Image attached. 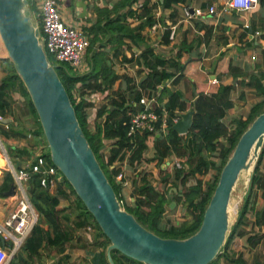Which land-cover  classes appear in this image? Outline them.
<instances>
[{
	"label": "trees",
	"instance_id": "1",
	"mask_svg": "<svg viewBox=\"0 0 264 264\" xmlns=\"http://www.w3.org/2000/svg\"><path fill=\"white\" fill-rule=\"evenodd\" d=\"M136 1L117 0L111 10L104 9L107 14L104 22L97 19L87 30L90 34V43L93 46L99 43L101 47H105V45L112 47L113 56L121 54L124 63L137 65V72L142 73L145 70L144 75L136 80L128 74V69L125 67V72H115L113 64L107 62L110 58L104 55L105 51H95L94 49L89 71L82 74L72 73L73 70L68 65L66 66L67 70L64 67H58L56 70L70 97L78 122L123 208L133 214L145 228L159 236L185 238L199 228L221 169L240 135L264 109V57L260 69L256 73L244 75L241 69H236L235 66L229 64L228 73L233 77L243 76L241 80L235 84L220 85L213 93H199L191 102H187L178 91L170 90L166 86L160 89V86L168 80L172 84H177L180 81L182 73H176L182 71L185 66L178 61L181 57V50L185 49L184 47L187 45L186 50L191 51L195 43H186L187 32L186 34L184 32L181 44L174 56L177 59L175 60V58H166L160 55L154 47L147 44V36L144 32L156 22H160L163 26L160 43L170 44V25L166 21L175 17L174 5L184 4L186 0H163L162 3L160 0H143L141 6L137 10H133L131 5ZM29 3L36 13L35 15L40 19L39 10L34 5V0H29ZM160 6L164 7L163 13L166 15L163 16L161 13L159 17H156ZM119 8H123L124 12H119ZM115 11L117 14L114 17L108 15ZM128 17H134L137 23L130 25ZM199 29H204V33L199 37L197 45L202 41L207 45L213 35V26L202 24ZM244 30L248 31V29ZM124 38L129 41H125ZM122 45L130 51V56L124 55ZM133 47L138 52H135ZM4 61L7 66H5L4 77L0 79V115L10 121L6 124L0 121V136L22 140L27 139V134L32 131L18 115L15 107L18 106V101L13 97L15 92H19L23 96L25 109L36 124L33 139L28 141V145L21 148L8 147L9 157L14 164H18V162L31 157L38 141L44 144L46 141L25 87L9 60L4 59ZM240 83L253 90L257 98L245 117L235 116L227 122L225 120L227 112L234 106L232 94ZM72 90L79 93L81 96L79 100L73 97ZM93 93L105 94V96L103 102L96 108V122L91 128L88 121L89 110L95 104L84 98V95ZM152 95H157V100H160V105L154 108L159 117L163 116L161 106L166 111L167 131L163 133L159 129L160 118L155 131L143 130L128 135L130 116L141 108L140 99L143 96L149 98ZM239 96L244 97V93L241 92ZM163 98L166 100L161 103ZM189 110H193L192 126L186 134H179L172 129L173 118L180 117V114ZM106 141L109 143L107 144ZM149 149L152 150V155H147ZM169 160L173 163L179 160L181 166L174 167L173 172L168 175L165 173V169L160 168V164ZM49 161L52 162L50 157ZM153 161H156L159 173L163 174L162 182L167 186L164 191L155 188L150 181L152 174L147 168ZM123 163H126L128 168L136 174L135 179L131 180L130 200H127L122 194L124 174L121 179L117 180V176L124 171ZM211 169H215L214 175L209 181H203V176L207 175ZM192 179H194V183L187 185ZM169 181L171 184L167 185ZM12 183L11 173L5 171L0 183V197H5V192L8 191ZM171 187L177 188V191H172ZM181 187L186 190L183 194L180 191ZM29 192L30 200L38 211L39 217L43 216L53 232L52 234L46 232L40 226L38 219L30 236L20 247L22 250L31 255L36 253L46 242L45 244L55 246L58 251L63 252L65 243L73 237L74 228L68 225L70 221L68 216H61L56 206L59 203V196L68 197L73 194L82 209L78 221H73L75 227L92 225L90 254L95 260L100 259V264H109L106 257L109 239L103 234L93 216L87 211L64 176L58 182L56 194L53 195L40 185L39 175L33 174L29 182ZM168 194L171 195V198H168ZM259 196L264 202V144L255 163L248 191L242 200L236 222L227 236L222 251L208 264H219L221 259L223 260L222 264H264L257 259L249 263L244 258L243 252L232 249L234 238L244 239L249 249H255L264 243V232L251 233V229L245 228L249 222L248 214L253 215L252 224L254 226L260 228L264 226V205L258 206L257 198ZM172 200L175 201L176 206L179 202L183 203L187 218L182 221L164 219L166 208L169 207ZM260 228L258 229L261 230ZM98 248L101 249L96 252ZM111 257L115 264H127L128 262L144 264L128 258L117 250L111 251ZM14 264L17 263L14 261Z\"/></svg>",
	"mask_w": 264,
	"mask_h": 264
},
{
	"label": "water",
	"instance_id": "2",
	"mask_svg": "<svg viewBox=\"0 0 264 264\" xmlns=\"http://www.w3.org/2000/svg\"><path fill=\"white\" fill-rule=\"evenodd\" d=\"M160 11L164 16L163 6ZM39 34V23L29 0H0V40L6 58L33 104L50 160L109 239L106 247L108 263L115 264L112 250L144 264L210 263L222 251L232 228L230 197L237 183L236 176L255 145L253 173L264 144V109L240 135L222 167L197 231L185 238L162 237L145 228L123 208L78 122L57 66L48 59ZM192 115L193 110L180 114L172 129L186 134L193 123ZM250 178L249 175V181ZM248 180L245 187L249 186ZM14 192L12 184L5 194L13 196ZM174 204L171 202L170 207Z\"/></svg>",
	"mask_w": 264,
	"mask_h": 264
},
{
	"label": "crops",
	"instance_id": "3",
	"mask_svg": "<svg viewBox=\"0 0 264 264\" xmlns=\"http://www.w3.org/2000/svg\"><path fill=\"white\" fill-rule=\"evenodd\" d=\"M116 1L117 0H58L63 20L67 24L83 27L89 37L90 34L87 28H90L97 19H101L104 22L107 16L104 9L111 10ZM227 1L228 0H186L184 4L174 5L175 17L173 19H168L166 22L170 26H175L176 33L174 39H172L168 45L160 43L163 26L155 30L147 28L144 31L147 36L146 43L154 47L157 53L166 58H175V53L178 46L181 44L184 32L185 34L187 32L186 43H195L191 51L186 50L187 45H185V49L181 50V57L178 61L185 66L182 71L180 70L176 73H182L180 81L177 84H172L171 81L168 80L160 86V89L166 86L170 90L178 91L185 101L191 102L199 93H213L216 92L220 85L235 84L241 80L243 76L233 77L232 74L228 73L229 64L235 66L236 69H241L244 75L247 73H256L260 69L264 57V0H256L255 5L251 9L243 12H237L228 8ZM35 4L39 10L38 3L36 2ZM133 6H135V4L131 5V8L135 10ZM210 6H213L215 9L212 13L208 12ZM185 8H188L190 12L194 8H200L202 14L194 15L191 19L187 20L185 19ZM118 11L123 13L124 9L119 8ZM167 12L169 13V11ZM116 14L117 11L111 12L108 15L114 17ZM164 14L166 15V13ZM127 19L130 25H135L137 23L134 17H128ZM202 24L213 26V35L207 45L203 41L197 45L199 37L204 33V29H199V26ZM246 25L248 26V31L244 30ZM124 40L129 41L126 38H124ZM1 45L2 43H0V54H2L0 57V76L4 77L6 73L5 66H7L4 59L7 58L5 50ZM124 47L125 46L122 45L124 55L127 57L130 56V51ZM93 49L95 51L104 50V55L110 58L107 62L113 64V69L117 73L125 72L124 67L126 66L128 74L136 80L145 74V70L142 73L137 72V65H131L127 62L124 63L121 54L113 56L112 47H108L107 45L101 47L99 43H96L94 46L90 43V47L85 52L87 60L85 61L89 66L87 71L90 70V60L93 56ZM133 50L138 52L135 47H133ZM171 51L175 52L172 56ZM175 60L177 59L175 58ZM135 68L136 73L135 76H133L132 74L134 71H131V73H129V71ZM249 90L250 89L246 88L242 83L236 86L232 94L234 106L227 112V115L231 114V117L226 115V120L229 121L233 117L238 116L237 111L241 104L247 99L246 92ZM241 92L244 93V97L239 96ZM16 93L18 94L19 92H15L14 94ZM91 96V101L95 104L94 107L91 108L93 111L92 119L95 123L96 108L98 107L95 99L98 100L100 97L103 98L105 94L99 96V94L93 93ZM13 97L16 100L19 98L18 95H14ZM165 100L166 98H163L161 103H164ZM158 102L160 103V100ZM4 140L9 146H11L9 141L12 140V147H14L16 142L15 139L4 138ZM108 143L109 142H107V144ZM2 163L3 156L1 157L0 165ZM151 165L157 166L156 161H153ZM169 165L167 161H164L160 164V168L165 169ZM124 166L127 165L124 164ZM150 167L149 165L148 171L151 173L153 171ZM0 169L2 170L0 177H3L5 166H1ZM160 184L162 185L161 189L167 188L163 183H159V185ZM170 184L171 181L168 182L167 185ZM56 188L57 187L51 189L49 192L55 195ZM174 188L175 187H171V190L174 191ZM67 192H69L68 189ZM62 197L63 198H60L59 196V203L56 208L59 209L61 216H68L70 220L68 225L74 228L73 237L65 243L63 252L58 251L55 246L45 244L46 242H44L37 252L31 255L19 248L15 254L10 257L7 264H14V261L17 264H100V259L95 260L90 254L92 225L89 224L86 227L77 228L74 225L75 222H73L78 221L79 213L82 211L81 204L73 194L68 197ZM11 204L12 199L9 195L5 194V197H0V222L9 214ZM39 220L40 226L46 232L52 234L53 231L44 220L43 216H40ZM261 228L264 232V226ZM100 249L101 248H98L96 252L100 251ZM247 250L249 252V249ZM243 255L247 261L249 260L248 258L251 257V255L246 256L244 253Z\"/></svg>",
	"mask_w": 264,
	"mask_h": 264
},
{
	"label": "built area",
	"instance_id": "4",
	"mask_svg": "<svg viewBox=\"0 0 264 264\" xmlns=\"http://www.w3.org/2000/svg\"><path fill=\"white\" fill-rule=\"evenodd\" d=\"M39 5V38L47 55H50L57 63H67L74 73H84L88 70V64L85 61V52L90 45V37L83 27L67 24L61 15L60 4L58 0H36ZM143 0H137L134 9L141 6ZM256 0H228L227 6L237 12H243L251 9ZM214 7L210 6L208 12H214ZM200 8H194L191 12L185 8V19H191L194 15H201ZM161 15L158 8L156 17ZM160 22H156L150 27L152 30L161 27ZM244 29H248L246 25ZM175 26H170L169 38L175 37ZM73 97L80 99L77 91L72 90ZM92 95V94H91ZM91 95H84V98L91 100ZM139 104L141 108L130 116L128 135H133L143 130L155 131L156 124L161 118L160 130L167 131L166 111L161 106L163 116L159 117L154 111L160 103L157 95L151 97L143 96ZM180 117H174L173 123ZM6 118L0 115V121L3 124ZM6 126V125H4ZM7 127V126H6ZM35 127H31L28 137L34 136ZM1 137V136H0ZM38 141L35 145V151L29 159L14 164L8 157V152L3 149L6 160L7 171L11 172L13 177L14 195L12 199L9 214L0 222V264H7L13 254L22 246L28 236H30L33 227L37 224L39 213L30 200L29 182L33 174L39 175V182L47 190L57 187L58 182L62 180V174L58 168L49 161V151L46 144ZM4 148V147H3ZM176 167H180L179 160L174 161ZM122 174L117 176L120 179ZM1 240L4 243H1ZM127 264H135L128 262Z\"/></svg>",
	"mask_w": 264,
	"mask_h": 264
},
{
	"label": "rangeland",
	"instance_id": "5",
	"mask_svg": "<svg viewBox=\"0 0 264 264\" xmlns=\"http://www.w3.org/2000/svg\"><path fill=\"white\" fill-rule=\"evenodd\" d=\"M34 2L36 3V0H34ZM34 4V3H32ZM36 6V4H34ZM37 8V7H36ZM36 19L38 20V23H39V18L36 16ZM0 43H1V40H0ZM2 46V45H1ZM3 47V46H2ZM4 49V48H3ZM5 50V49H4ZM6 53V52H5ZM174 51H171V56L174 55ZM2 54H0V57H1ZM6 55V54H5ZM48 59L58 67H63V66H67L68 64L65 63H57L53 60V58L48 55ZM85 60H86V57H85ZM87 61V60H86ZM125 68L127 69V67L125 66ZM131 71H134V73L132 74L133 76H135V73H136V68L135 69H131L129 71V73H131ZM74 73V72H72ZM77 74V73H76ZM2 78V76H0V79ZM247 95V99L245 100V102L243 104H241V106L239 107L238 111H237V115L238 116H243L245 117L251 107V105L254 103V101L256 100V94L254 93L253 90H249L248 92H246ZM14 95H18V106H15L16 109H17V112H18V115L21 119V121H23V123L25 125H28L29 127H32V126H36V124L34 123V121L32 120V117L29 115V113L26 111L25 109V106H24V98L23 96L20 94V93H16ZM100 96V95H99ZM104 98V97H103ZM103 98L100 97L98 100L95 99V102L97 104V106L100 105V103L103 102ZM92 115H93V111L92 110H89V118H88V121H89V125L91 128H93L94 126V122H93V119H92ZM228 117H231V114L230 115H227ZM226 120V118H225ZM228 122V120H226ZM31 129V128H30ZM28 139V140H27ZM27 139H22V140H16L15 142V145L14 147H18V148H21V147H24L26 145H28V141H31L33 139V136L31 137H28ZM10 142V145L9 146L8 144H6L4 138L0 137V157H4L5 154L3 152V149H5L6 151L8 150V147H12L13 145V142L12 140L9 141ZM44 145V144H43ZM4 147V148H3ZM107 149V148H106ZM35 151V148L33 150V153ZM32 153V154H33ZM152 154V150L149 149L147 151V155H151ZM9 157V155H8ZM9 159L11 160V158L9 157ZM25 160V159H24ZM12 162V160H11ZM170 165L167 166V168H165V173H167L168 175L171 174L173 172V168L176 167L175 164L173 163V161L169 160L167 161ZM13 163V162H12ZM152 163V162H151ZM151 163L149 164L151 167L150 169L153 171L151 172V177H150V181L151 183L153 184V186L155 188H157L158 190H161V191H164L165 189H161L162 188V185L159 183H163L162 182V176L163 174H159V167L158 166H152ZM126 164V163H124ZM123 164V169H124V172H122V175L124 174L125 175V181H124V184H123V189H122V194L124 197H126V199L130 200V191L132 189V184H131V180L135 177H136V174L134 171H132V169L128 168V166H124ZM7 164H5V169H7ZM127 167V168H126ZM153 167V169H152ZM4 169V171H6ZM148 170V168H147ZM252 170V169H251ZM215 173V169H211L209 171V173L205 176H203V181H209L212 176L214 175ZM2 174V170L0 169V175ZM252 174V172H251ZM250 174V176H251ZM2 177V176H1ZM1 177H0V182H1ZM3 178V177H2ZM121 179V178H120ZM118 180V179H117ZM170 182V181H169ZM247 182V173L246 172H242L240 174V177L237 181V183L235 184L234 188H233V191H232V194H231V197H230V207H231V211H232V217H231V220H230V228L233 227V225L235 224L236 222V219H237V216H238V212H239V208L242 204V200L246 194V192L248 191V184H247V187H245V183ZM249 182V180H248ZM177 183V182H176ZM194 183V179L190 180L187 185H191ZM165 185V184H164ZM166 186V185H165ZM187 187V186H186ZM164 188V187H163ZM180 191L181 193L183 194V192H185L186 190L183 189L182 187L180 188ZM60 198H63L62 196H60ZM168 198H171V195L168 194ZM171 202H175L174 200H172ZM170 202V203H171ZM257 204L258 206H262L263 205V202H262V198L259 196L257 198ZM237 206V207H236ZM170 219L172 221H182L184 220L185 218H187V215H185V210H184V205L182 202H179L178 205L176 206V203L173 205V207H170V204H169V207L166 208V211H165V214H164V219ZM248 224L246 225L245 228L247 229H251V233L255 232V233H263L262 231V228L258 227V226H254L252 224L253 222V215L252 214H248ZM258 228H260L261 230H259ZM232 249L234 251H241L243 252L246 256H249L251 255V257H249L248 261L249 263H251L254 259H257V260H260L262 262H264V243H261L260 245L257 246V248L255 249H249L247 247V244L245 242L244 239H239V238H234L233 241H232ZM249 249V252L248 250ZM250 250H253V251H250ZM223 263V260L221 259L219 261V264H222Z\"/></svg>",
	"mask_w": 264,
	"mask_h": 264
},
{
	"label": "bare ground",
	"instance_id": "6",
	"mask_svg": "<svg viewBox=\"0 0 264 264\" xmlns=\"http://www.w3.org/2000/svg\"><path fill=\"white\" fill-rule=\"evenodd\" d=\"M255 156H256V147H255V145H253L252 148L250 149L248 155H247L245 165L241 168V170L239 171V173L236 176V181H238V179L240 177V174L242 172H246L247 173V180H248L250 172H251V169L253 167ZM5 163H6V160L3 158V163L0 165V167L4 166Z\"/></svg>",
	"mask_w": 264,
	"mask_h": 264
},
{
	"label": "clouds",
	"instance_id": "7",
	"mask_svg": "<svg viewBox=\"0 0 264 264\" xmlns=\"http://www.w3.org/2000/svg\"><path fill=\"white\" fill-rule=\"evenodd\" d=\"M78 74V73H77ZM82 74V73H81ZM47 145V144H46Z\"/></svg>",
	"mask_w": 264,
	"mask_h": 264
}]
</instances>
